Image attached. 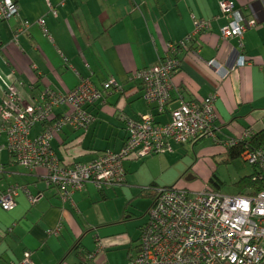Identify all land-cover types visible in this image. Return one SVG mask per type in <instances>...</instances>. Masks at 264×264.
<instances>
[{"label": "crops", "instance_id": "1", "mask_svg": "<svg viewBox=\"0 0 264 264\" xmlns=\"http://www.w3.org/2000/svg\"><path fill=\"white\" fill-rule=\"evenodd\" d=\"M15 1L18 14L0 19V112L9 89L20 102L33 104L44 90L68 92L83 79L99 88L112 78L119 85L88 107L94 121L86 133L66 127L52 141L64 166L90 163L105 151L123 148L127 121L139 120L149 111L134 75L158 67L168 43L186 40V47L176 54L181 64L173 77L167 114L153 113L157 124L169 120L179 99L201 102L217 93L216 137L240 139L247 130L257 133L264 129V0ZM223 1L233 2L242 23L252 24L242 39L221 38L220 29L228 22L220 8ZM50 5L57 15L51 13ZM40 19L48 34L37 23ZM195 20L210 22L211 29L189 41ZM25 21L32 25L15 41L14 35ZM240 57L246 58L247 65L236 67ZM211 61L229 74L223 77L222 71L208 65ZM98 123H105L101 129L108 146L104 149L96 147ZM34 129L31 138L42 132L41 126ZM7 144L6 133H0V148L4 147L0 151V195L11 187H18L19 195L13 209L0 207V264H18L26 252L31 253L33 264H129L147 223L142 226L129 211L135 209L132 201L124 200L116 209L108 204L114 197L111 191L116 201L127 191L129 167L137 159L125 162L124 186L102 192L87 184L74 193L71 202H63L59 190L45 184V171L18 164ZM28 193L39 196L34 205ZM140 195L154 199L152 191ZM59 224L58 236L47 234Z\"/></svg>", "mask_w": 264, "mask_h": 264}, {"label": "built area", "instance_id": "2", "mask_svg": "<svg viewBox=\"0 0 264 264\" xmlns=\"http://www.w3.org/2000/svg\"><path fill=\"white\" fill-rule=\"evenodd\" d=\"M220 8L228 19L220 29L221 38L242 39L252 24L242 23L233 2L223 1ZM50 11L54 15L58 13L51 5ZM18 12L15 0H0L1 20H8ZM37 23L48 34L45 21L40 19ZM194 24L192 36L211 29L208 21L195 20ZM31 25L25 21L16 31L14 40L17 41ZM208 65L222 71L223 77L229 74L215 61ZM245 65L246 58L240 57L236 67ZM176 68L177 63L170 59L166 64L134 75L142 80L145 102L157 106L160 113L170 102ZM116 86L115 80L111 79L105 88L109 90ZM217 98V93L201 102L181 98L165 124H157L153 113H146L136 121L128 120L126 141L119 152L105 151L94 161L73 167L61 163L51 144L66 127L87 132L94 121L87 109L104 99V93L88 79L81 80L68 92L44 90L33 104L20 102L15 91L9 89L6 104L0 112V133H6V148L18 164L29 170H44L45 184L57 188L63 202H71L74 193L87 184L98 189L122 187L126 160L173 153V144L217 138ZM62 108L67 111L58 113L57 110ZM37 126H41L42 132L31 138L30 134ZM253 136L254 132L247 130L240 139H228L224 144L235 146L238 142H249ZM242 160L258 169L264 184V144L247 145ZM150 191L154 199L148 212L149 220L141 230L137 253L130 258L129 264H264V190L237 196H225L209 189L191 193L177 187H153ZM18 195V187L9 188L0 195V207L4 211L13 209ZM27 196L32 205L39 197L30 193ZM61 229L59 224L47 234L58 236ZM97 243L100 246L98 238ZM18 264H33L31 253L26 252Z\"/></svg>", "mask_w": 264, "mask_h": 264}, {"label": "rangeland", "instance_id": "3", "mask_svg": "<svg viewBox=\"0 0 264 264\" xmlns=\"http://www.w3.org/2000/svg\"><path fill=\"white\" fill-rule=\"evenodd\" d=\"M96 137V147L104 149L108 145L103 126L105 123H98ZM116 126V122H113ZM118 125V124H117ZM39 127V126H37ZM36 127V128H37ZM35 131V129H33ZM34 131L32 136H34ZM118 131V130H117ZM206 137L196 143H186L184 145L173 144V153H161L144 160L133 162L129 167L128 188L119 194L116 201V194L113 201L110 200L109 207L116 209L122 206L124 200L132 201L129 211L136 216L142 226L148 223L150 206L152 200L139 197L140 194L150 193V186L156 182V187L171 188L177 187L185 189L191 193H198L211 188L210 178L215 175L222 183L219 192L225 196L246 195L253 192L250 187H242L241 180L253 174L251 165L242 160H229L224 138ZM110 142V141H109ZM113 140L110 147L113 145ZM86 160V159H84ZM130 165L129 162L126 165ZM127 165V166H128ZM121 190V188H120Z\"/></svg>", "mask_w": 264, "mask_h": 264}, {"label": "trees", "instance_id": "4", "mask_svg": "<svg viewBox=\"0 0 264 264\" xmlns=\"http://www.w3.org/2000/svg\"><path fill=\"white\" fill-rule=\"evenodd\" d=\"M201 33H203V32H201ZM200 33V34H201ZM196 36V35H195ZM194 37V36H193ZM193 37H192V35L191 36H189V41H191L192 39H193ZM240 39V38H239ZM230 40V39H229ZM186 47V40L185 41H181L180 43H168L167 44V54L165 55V57L164 58H162L161 60H160V65H162V64H166V62L168 61V60H173V61H175L176 63H177V68H176V70H175V72H174V74H173V77H174V75L178 72V70H179V68H180V60H179V58H178V55H176L177 54V52H179V50H181V49H183V48H185ZM159 65V66H160ZM262 67H264V66H262ZM148 69H151V68H146V69H142V70H139L138 72H142V71H145V70H148ZM135 78V77H134ZM113 79V78H112ZM137 80H139L140 81V87H141V89H142V91H143V83H142V80L141 79H138V78H136ZM111 80V79H110ZM110 80H108V81H110ZM113 80H115V79H113ZM172 80H173V78H172ZM107 81V82H108ZM107 82L106 83H104V85L102 86V88H100L101 90H102V92L104 93V95H106V94H108L109 92H112V91H114V90H116V89H119V85L117 84V86L116 87H113V88H111V89H106L105 88V85L107 84ZM115 82H116V80H115ZM117 83V82H116ZM143 95H144V91H143ZM171 100H172V96H171V99H170V102H171ZM145 101V100H144ZM170 102H169V104H170ZM195 102H198V101H195ZM147 104V103H146ZM168 104V105H169ZM148 105V104H147ZM148 107H149V111L147 112V113H154V111L156 110L157 111V113H159V114H167V109H165V111H163V113H160V112H158V107L157 106H155V105H148ZM167 108H168V106H167ZM91 114V113H90ZM92 115V114H91ZM93 116V115H92ZM168 119L170 118V112H169V114H168ZM169 121V120H168ZM167 121V122H168ZM166 122V123H167ZM162 124V123H161ZM163 124H165V123H163ZM126 131H127V128H126ZM83 133H86V132H84L83 131ZM60 135V134H59ZM59 135H57L56 137H55V139H57V137L59 136ZM127 137V136H126ZM125 141H126V139H125ZM125 144V143H124ZM264 144V129L262 130V131H260V132H257V133H254V136L250 139V141L249 142H238L237 143V145H232V146H226V148H227V153H228V156H229V160L231 161V160H237V159H240V158H242V155H243V152L245 151V148H246V146L247 145H250V146H252V147H256V146H260V145H263ZM124 147V146H123ZM115 153H117V152H115ZM149 158V157H148ZM132 159V158H131ZM133 159H136V158H133ZM146 159V158H145ZM138 161L139 160H144V159H137ZM126 161H128V160H126ZM125 161V162H126ZM125 162H124V168H125ZM253 169H254V172H253V174L251 175V176H249V177H246V178H244L243 180H241V182H240V185L242 186V187H250L251 189H253V192H258V191H261V190H264V184H263V181H261L260 180V172L258 171V169L257 168H254L253 167ZM125 175L127 176V170H126V168H125ZM126 176H125V183H126ZM125 185V184H124ZM123 185V186H124ZM209 185H210V187L211 188H208L210 191H213V192H217V193H220L219 192V190L221 189V187H222V183L217 179V177L215 176V175H213L211 178H210V181H209ZM153 187H155V184H153L151 187H150V189L151 188H153ZM171 188H173V187H171ZM110 189H112V188H110ZM100 191H104V190H107V189H99ZM253 192H251V193H253ZM143 228V227H142ZM138 249V248H137Z\"/></svg>", "mask_w": 264, "mask_h": 264}]
</instances>
